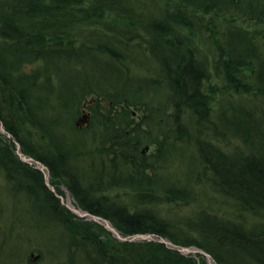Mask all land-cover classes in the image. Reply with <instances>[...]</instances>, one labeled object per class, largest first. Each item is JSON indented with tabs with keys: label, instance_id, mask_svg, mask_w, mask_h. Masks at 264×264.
I'll use <instances>...</instances> for the list:
<instances>
[{
	"label": "trees",
	"instance_id": "obj_1",
	"mask_svg": "<svg viewBox=\"0 0 264 264\" xmlns=\"http://www.w3.org/2000/svg\"><path fill=\"white\" fill-rule=\"evenodd\" d=\"M151 1L158 0H0V124L11 136L0 133V170L18 178L36 213L28 219L44 232L66 229L70 264L72 247L82 264L206 263L160 241H101L97 225L60 203L59 184L120 234L194 244L214 264H264V0H174L163 9ZM137 23L149 40L130 57L124 49L138 37ZM197 49L214 56L217 83ZM87 97L91 118L77 127ZM24 126L44 148L25 139ZM12 138L48 169L56 192L20 160ZM145 145L153 150L143 152ZM190 147L196 162L190 154L187 180L166 177L164 163ZM79 153L88 170L72 164ZM201 177L213 200L227 197L233 217L197 205L178 224L150 209L163 201L196 205ZM113 188L135 194L123 201ZM181 223L190 236H179Z\"/></svg>",
	"mask_w": 264,
	"mask_h": 264
},
{
	"label": "rangeland",
	"instance_id": "obj_2",
	"mask_svg": "<svg viewBox=\"0 0 264 264\" xmlns=\"http://www.w3.org/2000/svg\"><path fill=\"white\" fill-rule=\"evenodd\" d=\"M149 3H151L150 5L155 4L156 6L162 7L163 9V7L164 8L167 7V4L171 6L169 8L174 7L173 5L175 4V1L174 0H158L155 2L151 1ZM121 23L122 22L118 23V25H122ZM134 29H135V32L138 33V37H135L134 39H130V41L128 42V48L124 49V51H127V54H129L130 57H132L136 52L144 53L145 52L144 48H145V45L147 44L146 42L149 40L148 33L145 30V28H143L142 23H137ZM201 31L203 32V30ZM201 31H200V37H202V39L199 42V44L201 43L202 44L200 45V47H202L203 49L205 47L208 48L210 46L209 40L206 39L205 33L204 32L202 33ZM181 33H184V32L181 30ZM197 50L203 55L206 53L205 51L201 52L199 49ZM206 55H207L208 69L211 70L210 72L211 82L217 83L219 79L214 78V72L212 70L214 56L208 55V53H206ZM24 68L29 69L30 67L25 66ZM81 81L82 80H79V82ZM92 99L93 97L92 98L87 97V99L84 100L83 102L84 108L83 107L80 108L81 114H82L83 109L85 110L86 104L91 103L90 101ZM102 104L104 103L102 102ZM108 104L110 105V103ZM85 113L88 115L90 119L91 117L89 114L90 113L89 109L85 110ZM81 114L79 116H81ZM135 117L138 120L141 117V112L138 111L137 113H135ZM86 125L88 124L86 123L78 124L79 127H83ZM23 129H24L23 134L25 136V139L26 140L28 139V141L31 142L33 147H36V145H38L41 148H44L47 142H45L44 140H40L37 137L38 133L36 131L34 132L30 130L27 126H24ZM7 137L11 138V136L10 137L7 136ZM218 137L223 142L225 141V139L223 138V135H220ZM12 140L14 141L13 138ZM229 140H233V139H229ZM229 140L225 142H229ZM233 143L238 144L237 141L235 140L233 141ZM147 147L148 149L146 150V153H150L153 150V147H149V146ZM192 151L193 149L192 147H190V153H188V151H187V154H182L179 152L178 156L180 157V161L178 159L175 161V158L174 159L170 158L169 161H166L164 163V168L166 167L167 168L166 170L163 171V173L165 172L167 173L164 175L166 176L170 174L172 178H174V180H177L180 178L181 182L186 181L188 178L187 172H188V169L190 168L189 160L192 158L190 154L194 156V162H196L195 155H193ZM83 157L84 156L80 153L72 157V161H75V162H72V164L77 165L79 167V170L81 171L83 169L88 170V165H87L88 162L83 161ZM198 177L200 178V174H198ZM47 178H48L47 183H49V185L53 187V190L50 188V186H47V187H49L52 191L56 192L55 185H51L52 178L50 176V173H48ZM201 180L203 181L204 178L201 177ZM17 181H18V178L16 176H15V179L9 180V178H7L5 174H3L0 170V264H70L68 256L70 257V253H71L70 246L71 245L70 244L68 245V236L66 235L67 234L66 229L63 226H60V224H58V226L55 225L57 227L50 225V227H48V231L46 232H44V229H42V227H37L36 224H34L33 219H31L32 214L36 218L35 209H32V206L30 202H28V199H26L23 193L18 189V186L16 185ZM44 183H45V176H44ZM59 185L63 191V193L59 194L63 199V201H61V198L59 197L60 203L66 207L65 203L68 202V204L73 205L75 209L84 210L78 207V205L74 201L73 196L71 195V193H69V190L67 189V187L61 184ZM196 188H197L196 191L198 194L197 196L199 198L197 202H194L196 205L190 204L189 206L184 207V206H179L178 204V206H174L175 204L173 203L163 201V202H159L157 205L156 204L153 205L152 207H150V209H153L156 213H158L159 217L163 216V218L165 219L172 218V221L174 222L177 221L178 224L182 220V218L188 220L190 216H192V213L195 212L194 210L197 207V205H200L203 207L209 206L210 209L214 208L216 209L217 213H219L220 215L223 214V215H228L232 217L235 215V212H234L235 209L231 208V204H229L228 202L226 203L224 200H222L223 197L224 198H227V197L225 196L218 197L216 194L215 198H217L221 202H218L215 199L213 200V198L211 197V194L213 192L210 191V187L208 186V184L204 183V181L201 182ZM109 194L111 196H120L121 199H123L124 201V199L126 200L128 199V197L135 194V191H133L132 188H113L112 193L109 192ZM200 206H198L197 208H199ZM67 209L77 218L81 220L83 219L84 221L94 223L95 225H97L96 227H98L99 229H96V231L98 230V235L101 241L104 242V240H107V237H110V236L113 238V240L115 239L119 240L116 237V235L110 232V230L106 227L105 223L101 224L95 221L94 219H91L90 217H86V216L81 217L78 214H75L69 208ZM246 214L250 215L249 213H246ZM28 215L31 216L30 219H28ZM111 225L114 227L113 224ZM182 226L184 227V230H181V229L179 230V233H178L179 236L181 234H184V236L185 235L190 236L192 233L185 230V225L182 224ZM55 240L60 241L58 242L60 244L57 247H54ZM167 240H170V239H167ZM137 241H143V240H137ZM137 241H134V242H137ZM180 244H176V245H180ZM192 246L197 247L194 244H192ZM186 247H190V246H186ZM72 251L74 252L72 253L73 254L72 264H82V259H83L81 257L82 251L78 248L76 249V247H72ZM196 254H200V253L197 252ZM95 256L96 255H94V253L91 254V257L94 258ZM203 260L206 264H209L207 263V259L205 256Z\"/></svg>",
	"mask_w": 264,
	"mask_h": 264
},
{
	"label": "water",
	"instance_id": "obj_3",
	"mask_svg": "<svg viewBox=\"0 0 264 264\" xmlns=\"http://www.w3.org/2000/svg\"><path fill=\"white\" fill-rule=\"evenodd\" d=\"M89 122V117L88 115L85 113V110L83 109V112L81 114V116H79L78 121L76 122V126H78V124L80 123H86L88 124ZM0 132L5 133L7 136L10 137V134L4 130L3 125L0 124ZM15 142V141H14ZM148 149V147L145 145L143 148V152L146 151ZM15 152L18 154L20 160H22L23 162H27L32 164L36 169L38 168L39 170H41L44 173L45 176V183L47 186H50L49 183H47V177H48V169L39 161H35L32 157H30L29 155L24 154L23 152H21L20 150V145L18 142H15ZM50 188L53 190V187L50 186ZM58 197L61 198V201H63L62 197L59 195ZM66 207L69 208L70 210H72L75 214H78L79 216H86V217H90L91 219H94L95 221L101 223V224H106V227L110 230V232L114 235H116V237L123 242L129 241V242H134L137 240H153V241H160L162 243H165L167 245V247L172 248L177 250L179 253H183V254H196L197 252H199L200 254H203L206 259H207V263L209 264H214L211 256L209 253L205 252L203 249L201 250L200 248H197L195 246H190V247H186L183 245H176L174 243H172L170 240H167L164 237H161L157 234H153V233H147V234H141V233H136V234H127V235H123L120 234L119 231L114 228L110 222L107 219L101 218L99 216L96 215H92L89 214L87 211L85 210H77L73 207V205H70L67 203H65Z\"/></svg>",
	"mask_w": 264,
	"mask_h": 264
}]
</instances>
